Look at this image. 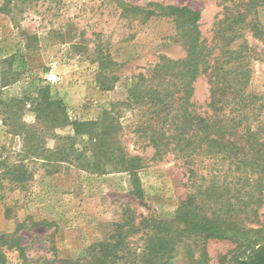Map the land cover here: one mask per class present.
<instances>
[{
  "label": "trees",
  "instance_id": "obj_1",
  "mask_svg": "<svg viewBox=\"0 0 264 264\" xmlns=\"http://www.w3.org/2000/svg\"><path fill=\"white\" fill-rule=\"evenodd\" d=\"M13 1L4 0L6 12ZM217 1L222 11L208 44L199 10L155 1L140 6L116 0L125 18L172 20L185 56L161 55L133 76L125 100L103 108L96 119H73L64 100L53 96L48 86L26 89L21 99L5 100L0 94L2 122L8 134L21 142L19 149H10L0 158L2 201L7 199L6 190H27L38 165L48 173L63 168L99 175L124 172L131 177L132 193L141 197L138 173L144 163L139 155L124 151L126 132L134 134L135 143L143 149L153 148L156 156L173 154L181 159L190 180L201 179L171 220L137 215L134 209L125 208L110 235L90 247L83 264H177L180 246H185L190 264H209L206 244L210 239L235 244L230 257L222 256L220 264H264V227L251 226L260 223L264 202V93L250 89L252 65L258 56L248 40L250 35L264 41L260 19L264 0ZM1 63V90L27 75L24 51L2 57ZM203 75L209 84V99L206 110L198 112L194 84ZM27 105L34 113L33 123L24 120ZM62 129L69 130L59 133ZM50 140L53 146L48 145ZM206 160L212 169L205 174L197 164ZM11 212L5 208L7 217ZM24 226L25 222L18 223V230ZM6 238L2 236V245L7 244ZM11 242L9 247L23 250L20 237Z\"/></svg>",
  "mask_w": 264,
  "mask_h": 264
},
{
  "label": "rangeland",
  "instance_id": "obj_2",
  "mask_svg": "<svg viewBox=\"0 0 264 264\" xmlns=\"http://www.w3.org/2000/svg\"><path fill=\"white\" fill-rule=\"evenodd\" d=\"M123 1L140 6L155 1L199 10L201 31L208 44L222 11L217 0ZM4 7V0H0V78L1 58L18 50L25 52L28 72L19 82L0 88V94L5 100L21 99L26 89L48 86L53 96L64 100L73 119H96L103 108L125 100L133 76L156 63L161 55L185 56L172 20L125 18L116 0H15L6 7L10 12ZM260 19L264 23V10ZM248 40L258 56L252 65L250 89L264 93V41L250 35ZM50 72L59 75L58 84L45 79ZM194 86L195 109L204 112L209 99L206 76H200ZM34 119L27 105L24 120L33 123ZM122 144L126 153L143 160L144 167L138 173L141 197L132 193L131 177L124 172L99 175L63 168L48 173L38 165L27 190H6L7 199L0 200V264H83L90 247L110 235L125 208L134 209L137 215L173 219L201 179L190 180L188 167L173 154L156 156L153 148L140 147L134 134L126 132ZM48 145L53 146L54 140ZM20 146V140L8 134L0 115V158ZM197 168L206 174L212 163L202 161ZM6 207L12 209L10 217L5 214ZM258 219L260 223L251 226L264 227V202ZM38 221L50 225H35ZM22 222L25 226L18 230ZM3 235H7L5 245L1 244ZM16 237H20L22 251L9 247ZM234 247L227 240H208L209 264H220V258L230 257ZM190 263L185 246H180L177 264Z\"/></svg>",
  "mask_w": 264,
  "mask_h": 264
},
{
  "label": "built area",
  "instance_id": "obj_3",
  "mask_svg": "<svg viewBox=\"0 0 264 264\" xmlns=\"http://www.w3.org/2000/svg\"><path fill=\"white\" fill-rule=\"evenodd\" d=\"M45 79L51 84H58L60 82L59 75L53 72L47 73Z\"/></svg>",
  "mask_w": 264,
  "mask_h": 264
}]
</instances>
